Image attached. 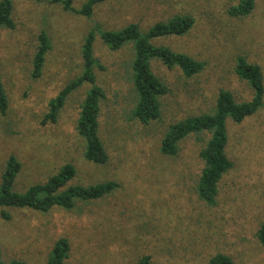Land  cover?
Returning <instances> with one entry per match:
<instances>
[{
	"label": "rangeland",
	"instance_id": "374dc122",
	"mask_svg": "<svg viewBox=\"0 0 264 264\" xmlns=\"http://www.w3.org/2000/svg\"><path fill=\"white\" fill-rule=\"evenodd\" d=\"M51 1L11 0L14 29L0 30L9 103L6 115H0V177L13 156L21 164L16 192L44 183L67 163L76 168L72 185L113 181L119 188L70 212L7 210L10 220L0 218L3 260L44 264L53 243L66 238L71 253L65 264H135L143 255L155 264H208L217 253L235 264H264V248L254 238L264 224V107L240 124L228 122L226 153L233 168L219 185L214 208L201 203L195 192L202 169L198 154L208 136L185 139L174 158L159 152L170 125L212 114L220 90L230 92L237 103L251 99L250 88L234 74L238 56L261 68L264 86V0H256L254 11L241 19L228 14L237 0H104L87 18ZM71 2L80 9L87 0ZM177 15L191 16L192 29L151 43L189 56L203 68L186 79L177 68L152 60L151 70L168 92L161 98L160 118L144 126L130 116L134 97L125 66L131 47L111 52L99 35L129 24L145 34ZM43 31L51 49L42 76L32 80L31 58ZM89 32L96 39V84L105 95L99 118L108 154L103 166L84 160L83 141L75 132L88 87L69 97L56 124H42L49 100L80 75L81 48Z\"/></svg>",
	"mask_w": 264,
	"mask_h": 264
},
{
	"label": "trees",
	"instance_id": "16d2710c",
	"mask_svg": "<svg viewBox=\"0 0 264 264\" xmlns=\"http://www.w3.org/2000/svg\"><path fill=\"white\" fill-rule=\"evenodd\" d=\"M104 0H87L80 8L72 7L71 0H52L51 3L62 5L66 12L83 17H91L97 5ZM256 0H237L229 8L228 14L235 18H246L255 9ZM194 19L188 15H177L167 22H159L142 34L139 26L129 24L118 31L102 30L99 39L111 52H118L131 47V59L126 64V79L134 97V106L130 112L132 120L147 126L161 116V98L168 90L164 83L151 70V61L158 60L168 69L177 68L184 78L190 79L203 68V65L181 53L174 52L165 46H156L152 40L170 36H184L193 27ZM14 29L11 0H0V30ZM95 35L89 32L81 48L82 70L79 76L71 80L58 94L49 100L42 124H56L61 112L76 91L86 88L84 98L79 105L75 123V132L83 141V158L94 166H103L108 162V154L100 136L101 102L105 95L96 84L95 68L98 67L94 58ZM51 49L50 40L43 31L36 37L29 76L37 80L42 76L46 56ZM234 74L247 84L251 90V99L237 103L233 95L220 90L216 96L212 114H203L176 122L168 127L160 140L159 152L162 156L174 158L178 156L179 145L192 136L207 135L208 139L201 147L198 157L202 169L195 186L198 199L207 208L217 205L219 185L228 174L233 163L227 156L229 143L228 122L240 124L256 115L263 107V73L258 65L250 64L238 56L234 61ZM8 98L4 88L0 63V115L8 111ZM21 170V164L13 156H9L0 177V218L9 221L11 215L7 210H30L40 214H48L54 209L73 211L77 204H87L104 200L112 195L119 185L113 181L94 185H72L76 177V168L67 163L44 183L30 186L20 193L14 190V183ZM256 242L264 248V224L254 234ZM71 247L66 238L57 239L50 248L44 264H65L69 258ZM0 264H25L19 260L4 261L0 246ZM135 264H155L149 256H140ZM208 264H235L228 255L217 253Z\"/></svg>",
	"mask_w": 264,
	"mask_h": 264
}]
</instances>
